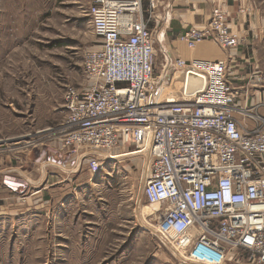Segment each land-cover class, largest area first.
<instances>
[{
  "label": "built area",
  "instance_id": "built-area-1",
  "mask_svg": "<svg viewBox=\"0 0 264 264\" xmlns=\"http://www.w3.org/2000/svg\"><path fill=\"white\" fill-rule=\"evenodd\" d=\"M142 1L92 0L87 14L98 46L85 58L88 86L65 89V118L50 133L69 155L84 156L90 175L104 160L146 161L142 191L157 206L148 216L157 215L154 229L188 263L227 264L245 252L248 264H264V116L235 107L226 61L174 60L182 82L194 75L203 87L191 93L184 84L180 99L163 96L150 29L156 0L147 8ZM178 40L228 52L242 42L221 5ZM248 85L263 89L264 75L252 73ZM236 112L255 126L246 129Z\"/></svg>",
  "mask_w": 264,
  "mask_h": 264
},
{
  "label": "rangeland",
  "instance_id": "rangeland-1",
  "mask_svg": "<svg viewBox=\"0 0 264 264\" xmlns=\"http://www.w3.org/2000/svg\"><path fill=\"white\" fill-rule=\"evenodd\" d=\"M254 1L264 16V0ZM147 2L142 1L144 8ZM91 3L0 0V158L53 137L50 132L66 114L65 89L88 86L84 62L98 46L87 14ZM155 50L157 90L180 99L182 73L169 64L163 44ZM256 65L264 75V53ZM148 169L136 156L104 160L100 171L89 175V188L80 186L69 209L57 216L48 196L39 216L4 217L0 264H190L156 232L157 215L148 216L157 210L142 191ZM25 199L21 195L16 202ZM247 258L234 252L231 263L247 264Z\"/></svg>",
  "mask_w": 264,
  "mask_h": 264
},
{
  "label": "crops",
  "instance_id": "crops-1",
  "mask_svg": "<svg viewBox=\"0 0 264 264\" xmlns=\"http://www.w3.org/2000/svg\"><path fill=\"white\" fill-rule=\"evenodd\" d=\"M216 5H221L227 13L229 27L242 39L241 44L229 52L209 41L188 49L178 40L179 35L190 27L205 25ZM255 5L254 0H156L150 29L154 45L163 44L172 68L176 59L226 61V81L239 93L235 107L263 117L264 108L255 106L264 103V88L248 85L250 75L259 71L256 64L264 53V16ZM240 9L246 13L240 14ZM235 118L248 130L256 124L252 118L237 112ZM89 175L84 156L69 155L54 137L15 157L0 158V221L8 216L41 215L48 196L57 216L69 209L80 186L82 191L89 188ZM21 195L26 196L22 205L16 202ZM236 264L243 263L237 260Z\"/></svg>",
  "mask_w": 264,
  "mask_h": 264
},
{
  "label": "bare ground",
  "instance_id": "bare-ground-1",
  "mask_svg": "<svg viewBox=\"0 0 264 264\" xmlns=\"http://www.w3.org/2000/svg\"><path fill=\"white\" fill-rule=\"evenodd\" d=\"M185 84V88L187 89V91L189 92H195L196 90H199L203 87V81L201 78H192V79H188V81L186 80V82L183 83V85ZM161 92L163 93V89H160ZM159 90V91H160ZM169 95V94H168ZM170 97V96H169Z\"/></svg>",
  "mask_w": 264,
  "mask_h": 264
},
{
  "label": "water",
  "instance_id": "water-1",
  "mask_svg": "<svg viewBox=\"0 0 264 264\" xmlns=\"http://www.w3.org/2000/svg\"><path fill=\"white\" fill-rule=\"evenodd\" d=\"M192 78H196V77L194 75H188L186 80L188 81V79H192Z\"/></svg>",
  "mask_w": 264,
  "mask_h": 264
}]
</instances>
